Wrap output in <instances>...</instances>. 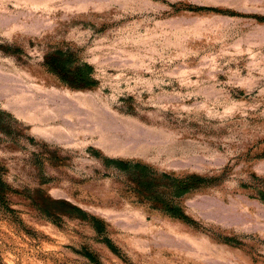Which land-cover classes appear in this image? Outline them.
<instances>
[{"label": "rangeland", "instance_id": "374dc122", "mask_svg": "<svg viewBox=\"0 0 264 264\" xmlns=\"http://www.w3.org/2000/svg\"><path fill=\"white\" fill-rule=\"evenodd\" d=\"M0 264H264V0H0Z\"/></svg>", "mask_w": 264, "mask_h": 264}, {"label": "trees", "instance_id": "16d2710c", "mask_svg": "<svg viewBox=\"0 0 264 264\" xmlns=\"http://www.w3.org/2000/svg\"><path fill=\"white\" fill-rule=\"evenodd\" d=\"M185 179H189V177H186ZM184 180V179H183ZM182 181V180H181ZM188 188L182 189L181 192L186 191Z\"/></svg>", "mask_w": 264, "mask_h": 264}]
</instances>
